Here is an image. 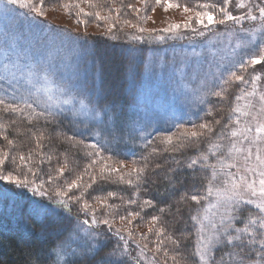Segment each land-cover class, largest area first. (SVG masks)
I'll use <instances>...</instances> for the list:
<instances>
[{"label":"snow or ice","instance_id":"obj_1","mask_svg":"<svg viewBox=\"0 0 264 264\" xmlns=\"http://www.w3.org/2000/svg\"><path fill=\"white\" fill-rule=\"evenodd\" d=\"M142 2L146 4L147 0H142ZM233 2L236 9L243 10L239 15H234L230 10V5ZM81 3L93 9L109 7V13L102 16L100 11L85 12V9L80 6ZM44 4L45 0H0V5L5 6L0 10H7V5L19 6L20 9H26L28 14L43 17L45 15ZM114 4L115 0H104V4H101L99 0H67V2L61 0L60 7L65 11L78 9L75 15L80 24L86 23L79 19L81 14L95 16L97 20L112 21L106 25L109 33L117 24L122 23L129 28L138 29L140 33H171L172 35L167 36L169 39L176 38L181 28L190 30L196 36L205 37L214 26L225 25L231 21L233 25L240 26L234 28L233 33L244 34L232 49L234 57L232 64L228 68H224L221 64L213 65V62H210V65L215 67V71H212V66H210L194 90L197 93L205 92L208 96L225 101L228 99L229 87L232 85L236 83L251 84L250 91L241 89V94L235 96L234 103L226 117L228 123L222 124L221 120L205 121L199 125H192L191 130L182 129L179 134L167 135L161 140L167 146L165 149L167 151H179L187 146L185 141L191 143L193 140L199 141L201 138L207 140L206 149L201 151L197 145V154L191 157L186 164V168L189 170L199 169L205 173L204 189L199 195L188 196L185 194L178 201L179 203L190 200L196 205H202L190 214L195 236L192 251L182 252L181 241L172 235H165V228L158 226L160 217L152 216L148 232L140 234L143 240H147L149 233L156 237L152 242L154 244L153 259L149 261L145 255L149 250L148 243L142 244L135 239V234L130 229L114 226V219L118 212H107V209L116 210L119 207L108 204V198L113 197L114 193L109 192L104 198L93 197L97 207H94L92 202L85 200L83 194L70 195L74 189L87 190L92 188L98 180H109L110 176H106L105 172L119 173L117 179L120 183L139 187L148 168L146 162L137 166L134 161V166L127 172L122 171L127 167L123 161H120L119 168L101 166L99 177L89 175L90 182L85 185L83 175L97 163V160H92L89 165H86L84 173L76 175L70 181H65L63 185L55 186L54 181L63 177L67 164L57 168L55 175L49 174L47 180L41 179L38 173L29 166L33 159V153L13 154L8 149L14 145L15 141L8 139L7 135L0 132V136H3L7 141V148L0 149V182H4L0 185V195L13 193L25 197L29 201L26 212L27 219L33 220L41 233L47 232L50 224L55 222V218H70V202L78 204L79 211L91 217L90 220L80 221L77 219L76 224L71 228L60 226L54 229L57 240L48 250V256L54 257L51 264H76L78 258L84 256L94 258L113 237L116 238L115 245L110 251L100 256L95 264H125V259L131 255L130 242L138 250L137 255L132 258L135 260V264H157L155 260L157 253L163 254L164 264H169V261L171 264H264V92L257 91V83L261 79V74L254 71L257 65L264 68V0H259V2H254V0H215V2L213 0H196L191 7L188 3L181 4L179 0H155V4L162 6L165 12L173 8H180L185 16L182 23H169L161 29L143 28L139 24H133L130 20L121 21L119 16L113 21L111 11L120 12L119 8L111 7ZM126 7L133 11H139L132 4H127ZM140 19H151V17L145 16ZM243 21H258V24L252 29H246L243 27ZM111 38L116 39L117 37L112 36ZM152 38L149 35L147 39L150 41ZM165 38V35H155L154 37L156 40ZM130 39L142 41L145 40V37L133 35ZM77 40H79L78 36ZM3 46L7 50L0 57V114L8 116L16 114L25 117L29 122L35 118L37 121L44 120L49 125L60 126L64 120L69 119L68 114L70 113V124L86 121V128L95 125L100 129L95 132L96 136H101L104 132L113 135L118 131L115 106L102 103L103 97L95 88L94 83L91 88L88 87V74H85L82 83L62 84L58 87L59 94L68 96V99H54L53 95L49 94L51 89L44 88L41 91L35 87V84L32 89L20 94L19 87L23 86L25 77L30 84L33 80L38 83L40 78L47 82L50 79L49 68L37 69L33 66L25 69L20 64L18 54L15 57L9 54L14 50V46L10 45L7 39L4 40ZM249 69H252L254 74L250 79H246L245 73ZM198 78L199 72L194 74L191 80L195 82ZM252 97L258 99V107L252 99H249ZM241 100H247L243 108L238 103ZM62 105H71V107L64 108ZM37 109L40 110L37 111ZM207 115L211 116L212 112L209 111ZM240 116L246 119L242 121ZM105 117L108 118L107 122ZM15 123V119L9 121V124ZM216 126H220L219 132H214ZM4 127L6 125L0 123V128ZM32 137L39 148L45 139V134L43 131L33 132ZM63 139L73 142L74 146L84 145L83 140H76L75 134L63 135ZM88 147H91L93 151L86 155L103 158L99 142L88 145ZM152 152L156 153L157 149L153 148ZM48 159L51 160V157L49 156ZM17 160H19V164H17ZM143 160L147 161V157H144ZM9 162L20 169L18 174H13V172L5 174L4 168ZM30 174L32 179H29ZM125 176L130 178L125 180ZM28 193H31L32 196L29 197ZM125 203L133 204L136 201L128 200ZM152 203L151 200H146L141 208L145 205L152 206ZM245 205H250L254 211L250 210L247 216L242 217L240 214ZM100 209L105 210L104 218L97 217V211ZM210 209H216L214 215H219L218 224L215 221L209 224L205 223L209 220ZM160 211L163 212L164 209L161 208ZM138 216H140V212L128 211L126 215H120L119 220L131 224L133 219ZM237 223H242L243 227H237ZM99 225L107 226V232L99 230ZM93 229L97 230L93 231ZM81 233L83 236H90L93 243L86 250L77 251L71 247V244L83 238ZM62 235L64 239L61 240L59 237ZM166 243H170L173 247L169 249L165 246ZM221 249H228V251L221 252L217 259L216 254ZM34 264H45V261L40 255H36Z\"/></svg>","mask_w":264,"mask_h":264},{"label":"trees","instance_id":"obj_2","mask_svg":"<svg viewBox=\"0 0 264 264\" xmlns=\"http://www.w3.org/2000/svg\"><path fill=\"white\" fill-rule=\"evenodd\" d=\"M135 0H115V4L111 7L113 9L119 8L120 12H114L123 21L130 19V10L126 7L127 4L134 3ZM183 3L192 5L196 0H179ZM61 0H45L46 5L59 6ZM67 2V0H64ZM104 4V0H99ZM215 2V0H213ZM80 6L86 12L100 11V13L107 15L109 7L90 8L88 5L81 3ZM78 9H71L70 15L76 18L75 13ZM6 14V12H4ZM113 10L111 11V15ZM3 15L0 14V17ZM113 17V16H112ZM88 20L93 16L80 15L79 19ZM14 20V19H13ZM114 20V17H113ZM124 26V25H122ZM126 29L120 26L114 27L111 33H80V34H67V38L75 43L81 52L82 63L87 64L89 70L88 87L94 86L103 97L102 103L115 106L117 123L119 125L118 131L113 135L104 132L106 138L105 143L99 142L97 139L86 138L79 132H74L65 122L62 125H49L44 120L37 121L32 119L29 122L26 118H15L13 116L3 117V124L6 127L0 131L7 135L8 139L14 140V145L8 150L13 154L23 153L27 155L29 152L33 153V159L30 165L39 175L41 179L47 180L49 174L55 175V170L64 164H67V169L63 177L54 181L55 186H60L65 181L74 179L76 175L84 173L86 165H89L92 160H97V163L92 166L88 173L83 175V183L86 185L89 181V175H96L99 177L101 166L107 165L111 168H119L120 161L125 164L133 165L135 161L137 166L143 163L148 164L144 180L139 184L128 185L127 183H120L117 179L119 173L109 174L105 172L106 176H110L109 180L99 181L87 190H73L70 195L83 194L84 199L93 203L97 207L93 197H107L109 192L114 193L113 197L108 198V204L119 206L118 209H107L108 213L114 211L118 212L114 219V226L116 228H125L115 224L119 220L120 215H126L128 211L140 212V216L133 219V224H130L129 229L135 234V239L139 240L142 244L148 243V249L152 251L156 237L154 234L149 233L147 240L141 239L142 233L148 232V225L150 217H160L158 226L165 228V235H172L174 238L181 241V251L191 252L194 246L195 236L193 235L192 222L190 214L202 205H196L195 202L186 201L179 202L181 196L187 194L199 195L202 193L206 180L204 179L205 173L197 170H189L186 168L188 160L197 154V145L201 151L206 149L207 140L201 138L199 141L193 140L191 143H186V147L179 151H167L166 145L161 140L162 137L172 134H179L182 129H192V125H199L205 121L213 122L214 120H221L222 124L227 122V111H225V102L221 103L217 97L207 99L204 103V109L193 116L182 117L174 125L163 126L154 128L150 134L144 137H139L135 132L131 133V127L134 126V118L137 114L136 93L138 85L143 82L142 78L146 69V59L150 52L159 46L168 45L170 40L157 42H150L147 38L149 33H141L145 40H132ZM77 36L79 40H77ZM115 36L116 39L111 37ZM152 36V35H151ZM106 51L115 53V58L112 62L101 55ZM119 55V57H117ZM127 57H132L133 61L129 62ZM113 65L114 71L108 72V68ZM124 70L125 75H123ZM91 73V74H90ZM127 75V76H126ZM218 87V86H217ZM211 111L212 115L207 113ZM107 118V117H106ZM15 119V124H9V121ZM108 121V118H107ZM43 131L45 139L41 142L40 147H37L35 139L32 137L33 132ZM220 126L214 128V132H219ZM76 140H83L84 145H73V142L63 139V135H74ZM115 136V138H113ZM99 142L101 156L86 155L92 152L93 149L88 147L93 143ZM113 142L112 146L107 144ZM7 148V141L0 136V149ZM156 148L157 152L153 153L152 149ZM51 157V160L48 157ZM147 157V161L143 158ZM17 160V164H19ZM8 169H15V165L11 162L7 165ZM23 167V166H22ZM26 171V169H24ZM129 169H122L127 172ZM17 171V169H16ZM18 171L20 169L18 168ZM130 177L125 176V180ZM134 179V177H132ZM4 182H0L2 185ZM47 187V185H45ZM31 197L32 194L28 193ZM39 199V197H36ZM128 200H135L136 203L127 204ZM151 200L152 206L145 205L141 208L144 201ZM29 201L21 196L13 193L0 195V264H34L36 255H40L45 261V264H51L54 257L48 256V250L52 244L57 240L54 229L56 227L64 226L71 228L76 224L77 219L80 221L84 219H91L89 215L79 211L78 204L70 202L71 214L69 219L62 217L55 218V222L50 224L47 232L41 233L38 226L33 220L27 219L26 212L28 210ZM164 211L161 212L160 209ZM105 210L100 209L97 211L98 218H104ZM243 215L242 217H244ZM111 219L112 216L110 215ZM50 219H52L50 217ZM127 222V221H124ZM136 225V226H135ZM242 223H237L236 226H241ZM14 227V228H13ZM134 227V228H133ZM13 228V230H12ZM36 230H33V229ZM11 229V230H10ZM97 230V229H93ZM99 230L107 232V226L99 225ZM126 235V234H125ZM187 237V239H185ZM59 239H64L63 235ZM81 239L76 243L71 244V247L80 251L82 248ZM116 243V238L113 237L109 244L101 250V252L94 258L84 256L76 260V264H95L100 256L105 252L110 251ZM169 249L173 246L170 243L165 245ZM131 256H133V248L131 243L129 245ZM228 251V249H221L217 252V259H219L221 252ZM153 253V252H152ZM63 255V254H62ZM130 257L125 259V264H133L129 261ZM158 260L164 264V257L162 253L155 255ZM171 264V261H169Z\"/></svg>","mask_w":264,"mask_h":264},{"label":"rangeland","instance_id":"obj_3","mask_svg":"<svg viewBox=\"0 0 264 264\" xmlns=\"http://www.w3.org/2000/svg\"><path fill=\"white\" fill-rule=\"evenodd\" d=\"M179 2L184 4L181 1ZM254 2H259V0H254ZM133 5L136 9H139V11H133V9L129 8L130 17L127 18H130L129 20L133 24H139V26L143 28L161 29L166 27L169 23H182L185 19L182 9L173 8L165 12L162 6L155 4V0H147L146 4L143 3L142 0H135ZM189 6L191 7L192 5ZM4 7V5H0V8ZM6 8L7 10H0V14L3 13L0 17V57H2L4 51L7 50L3 46L4 40L7 39L8 43L14 46V50L9 54L14 57L18 54L22 67L25 69L33 66L37 69L49 68L50 79L47 82L40 78L38 83L36 80H33L30 84L27 81V77H25L23 86H18L19 93H25L27 90L32 89L33 84H35V87L41 89V91H43L44 88L51 89L49 94L53 95L54 99H68V96H61L59 94L58 87L62 84L72 85L77 82L82 83L85 71L88 72L89 68L87 64L82 63L80 50L74 45L75 43L67 38V34L108 33L106 25L112 23V21L97 20V18L93 16V18L86 21L84 20L86 23L80 24L77 22V17L71 16L70 12L65 11L60 5H44L45 15L43 17H36L35 14H28L26 9H20L19 6L7 5ZM230 10L234 15H239L241 11H243L236 9L234 2L230 5ZM4 12H6V14ZM101 15L103 16L104 14L101 13ZM112 16L114 20L118 16L114 10ZM145 16L151 17V19H140ZM242 24L244 28L252 29L257 26L258 21H243ZM122 25V23L117 24V26L126 29L129 34L141 36L138 29ZM239 27V25H233L232 22L229 21L225 25L214 26L212 31L205 37L196 36L190 30L183 28L179 30V33L174 39L167 38V36L172 35L171 33H152L151 35L153 38L150 42L161 43L160 41L167 39L170 40V42L168 45L153 49L145 61L146 69L142 78L143 82L140 83V86L138 85V87H136L137 90H139L136 93L137 114L134 118V126L131 127L130 132H135L139 137H144L150 134L156 127L174 125L180 118L193 116L201 111V109L203 110L205 107L204 103L211 97L213 99V96H208L205 92L197 93L194 90L197 88L199 80L203 79L204 74L208 72L210 66H212V71H215L214 64H221L224 68H228L232 64L234 59L232 49L244 35L243 33H233V29ZM155 35H165L166 38L163 40H156L154 39ZM180 36H183V38H180ZM99 55L106 58L108 62H112L116 52L111 53L110 51H106L103 55L102 51H100ZM117 57H119V55H117ZM127 58L129 62L133 61L132 57ZM236 59H239V57H236ZM210 62H213V65H210ZM114 67L111 65L107 69L108 72H113ZM231 70L238 71L237 69ZM254 71L255 73L261 74V79L257 83V91L264 92V68L257 65ZM197 72H199V78L193 82L191 78ZM122 73L125 75L124 70H122ZM252 74H254L253 70L249 69V71L245 73V78L250 79ZM225 75H227V73H225ZM88 76H90L89 73ZM61 77H63V79H61ZM241 89L250 91L251 84L241 85L236 83L229 87L227 100L220 101L218 98L219 102H225V111H227V114L234 103L235 96L241 94ZM73 94H75V92H73ZM249 99H252L253 103L257 104L258 107L257 98L252 97ZM238 103L239 106L243 108L247 100H241ZM62 107L70 108L71 105H62ZM39 110L40 109H37V111ZM5 116L7 115L0 114V123L3 124L2 120ZM12 116L15 118H25L16 114ZM68 116L69 119L64 120V122L71 130L82 133L86 138L97 139L99 142L103 143L107 142L104 134L101 136L95 135V132L100 130L95 125H90L86 128V121L70 124V113ZM240 119L244 121L246 118L240 116ZM105 121L107 122L106 117ZM225 123H228V120ZM4 128H0V131ZM112 144L113 142L107 145L111 147ZM125 165H127V167L124 169L132 168L130 164ZM11 171L13 174H18L20 172L16 167ZM232 171H235V169H232ZM4 172L7 174L10 172V169L5 167ZM32 178L30 174L29 179ZM250 210L254 211L250 205H245L240 215L247 216ZM214 213H216V209L209 210V220L205 221L206 224L212 221L217 222V224L219 223V215H214ZM115 224L124 226L128 229L129 226H131L127 222L120 220H117ZM131 224L134 225L133 223ZM238 227H243V224ZM81 236H83L82 233ZM81 242L84 243L81 245L82 248H79L80 251L86 250L93 243L90 236H83ZM131 246L134 254L131 257L129 256V261L135 264V260L132 258L137 255L138 250L135 248L134 244L131 243ZM145 255L148 257L149 261L153 259L151 250H148ZM155 260L157 264H163L156 257Z\"/></svg>","mask_w":264,"mask_h":264}]
</instances>
